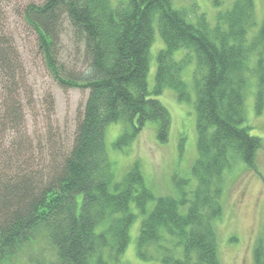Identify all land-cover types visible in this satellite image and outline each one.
<instances>
[{"label": "trees", "instance_id": "1", "mask_svg": "<svg viewBox=\"0 0 264 264\" xmlns=\"http://www.w3.org/2000/svg\"><path fill=\"white\" fill-rule=\"evenodd\" d=\"M208 1L217 14L208 17L193 7L194 19L174 0H40L24 8L23 22L48 76L62 90L87 92V100L67 145L63 136L48 131L47 149L20 134V107L6 103L0 109V140L9 141L0 145V153L8 150V158L0 159V264L23 254L29 264L118 263L139 217L140 261L220 264L214 222L223 215L225 172L238 164L256 171L263 148L260 138L249 135L245 96L252 88L254 112L262 115L264 10L257 26L253 0H233L223 11L222 1ZM156 33L163 48L150 90ZM67 35L72 54L64 63ZM14 57L1 36L0 97L8 100L25 89L27 80ZM192 62L197 156L191 178L174 176L175 194L155 196L137 163L116 181L105 148L106 128L128 127L120 147L154 123L158 141L165 143L171 119L157 98L169 89L179 103L190 101L182 74ZM40 240L53 260H39L43 251L31 249ZM262 244L253 264H264Z\"/></svg>", "mask_w": 264, "mask_h": 264}, {"label": "rangeland", "instance_id": "2", "mask_svg": "<svg viewBox=\"0 0 264 264\" xmlns=\"http://www.w3.org/2000/svg\"><path fill=\"white\" fill-rule=\"evenodd\" d=\"M220 1L223 5L219 8L223 11L233 0ZM253 1L257 26H259L264 10V0ZM29 3L40 4V0H4L0 11V38L4 36L8 39L9 45L14 50V58H18V61L23 64L27 77L25 89L15 92L16 94L13 93L11 100H8L7 95L0 97V109L6 103L11 107H20L19 115L23 119V124L18 126V129L21 130L20 134L23 137L34 139L36 142L34 147L37 146V142H41V145L47 149L44 137L48 131H52L51 134L54 137L63 136L64 146H66L75 131L77 118L83 112L87 92L62 90L48 76L41 58L36 53L34 38L23 22L22 12ZM174 3L175 7L185 8L187 15L190 14L189 18L192 17V19H194V13L190 10L193 7L196 12L201 10L200 12L208 17L217 14V10L211 7L208 0H189L184 4L181 0H174ZM196 4L199 9L196 8ZM69 36L63 37V45L68 51L64 52L66 59L64 63L68 61V53L72 52ZM162 48L163 44L156 33L150 49V70L147 76V85L150 90L156 71V56ZM182 55V51L177 52L173 59L178 61ZM73 64V62L67 63L69 66ZM193 66L192 62L182 74L190 95L189 102L179 103L174 92L169 89L164 90L157 98L167 109L171 119L168 139L165 143L158 141L157 125L154 123L144 126L140 132L127 140V144L123 141L120 147L117 143L121 136L127 133L128 127L117 123L106 128L105 148L116 181L137 163L140 165L145 186L155 196L175 194L172 184L174 176L186 180L191 178L190 168L197 156L193 109L195 95L191 91ZM245 99V117L246 124L250 128L249 135L260 138L263 148L256 156V171L252 172L243 164H238L225 172L222 194L223 215L220 220L214 222L220 264H253L254 251L260 241L264 242V112L256 116L252 88L247 91ZM10 135L13 134L10 133ZM1 137L0 134V139ZM60 137L55 138L57 143ZM7 142H9L8 139L0 140V145ZM7 158L8 150L1 151V162ZM141 220L139 217L131 225L128 247L119 262L109 264H160L158 261L142 262L136 255ZM31 249H34V253L38 249L43 251L44 257H40L39 260H53L51 249L41 240L33 244ZM25 252L29 253V251ZM27 261V257L23 254L11 264H29Z\"/></svg>", "mask_w": 264, "mask_h": 264}]
</instances>
